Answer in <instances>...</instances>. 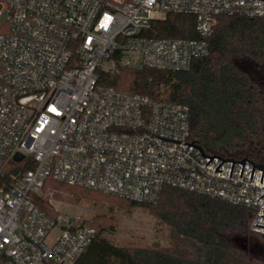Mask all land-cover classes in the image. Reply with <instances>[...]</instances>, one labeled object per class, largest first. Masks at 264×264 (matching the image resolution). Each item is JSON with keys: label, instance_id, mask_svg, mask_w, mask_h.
Returning <instances> with one entry per match:
<instances>
[{"label": "built area", "instance_id": "1", "mask_svg": "<svg viewBox=\"0 0 264 264\" xmlns=\"http://www.w3.org/2000/svg\"><path fill=\"white\" fill-rule=\"evenodd\" d=\"M0 7L8 14L0 31V264H76L96 238L88 220L40 204L49 179L145 203H156L167 185L210 195L248 208L249 230L264 237L263 170L255 166L251 179L248 160L221 164L214 155L263 163L193 142L187 104L102 81L121 65L187 70L210 54L220 16L264 19V0H0ZM169 13L193 15L200 37L149 34ZM184 142L214 157L208 163Z\"/></svg>", "mask_w": 264, "mask_h": 264}, {"label": "trees", "instance_id": "2", "mask_svg": "<svg viewBox=\"0 0 264 264\" xmlns=\"http://www.w3.org/2000/svg\"><path fill=\"white\" fill-rule=\"evenodd\" d=\"M149 34L159 37H200L195 17L180 13H169L165 18L153 21ZM209 40L210 54L196 59L187 70L121 65L118 73H105L102 81L121 90L187 104L191 111L193 141L209 151L234 146L236 139L246 140L257 126V119L254 96L240 78L233 58L244 53L264 51V19L220 16L216 31ZM50 181L58 182L49 179L46 184ZM117 197L135 205L150 207L160 223L168 227V245H116L103 237L102 228L92 223L97 228L96 238L79 256L76 264L263 262L220 235L221 230L237 223H245L249 228L250 213L244 206L171 185L163 188L156 203Z\"/></svg>", "mask_w": 264, "mask_h": 264}, {"label": "rangeland", "instance_id": "3", "mask_svg": "<svg viewBox=\"0 0 264 264\" xmlns=\"http://www.w3.org/2000/svg\"><path fill=\"white\" fill-rule=\"evenodd\" d=\"M1 10V7H0ZM8 14L0 15V31L5 28ZM236 139L235 145L222 147L216 151L230 153H248L243 142ZM40 204L50 212L60 211L82 219L103 229V237L116 245L128 247H155L168 245V227L160 223L153 210L144 205H135L114 195H107L84 189L80 186H69L61 182H48L38 198ZM221 236L232 244H239V239L246 235L254 236L264 242V237L252 233L245 223H237L221 230ZM259 264H264L263 262Z\"/></svg>", "mask_w": 264, "mask_h": 264}, {"label": "flooded vegetation", "instance_id": "4", "mask_svg": "<svg viewBox=\"0 0 264 264\" xmlns=\"http://www.w3.org/2000/svg\"><path fill=\"white\" fill-rule=\"evenodd\" d=\"M233 64L253 94L256 106L257 126L250 132L252 136L248 141L242 144L248 152L244 155L264 164V51L234 57ZM238 243L236 246L251 256L264 260V242L261 239L246 235L245 239H239Z\"/></svg>", "mask_w": 264, "mask_h": 264}, {"label": "water", "instance_id": "5", "mask_svg": "<svg viewBox=\"0 0 264 264\" xmlns=\"http://www.w3.org/2000/svg\"><path fill=\"white\" fill-rule=\"evenodd\" d=\"M165 138H166V137H165ZM168 139H170V138H168ZM171 140H174V139H171ZM175 141H178V140H175ZM178 142H182V141H178ZM193 142H194V141H193ZM193 142H192V143L184 142V143L191 144V145H193V146L198 147L199 149H201V147H199L198 145L194 144ZM201 151L203 152V156L211 157L210 160L208 161V163L212 160V158H213L214 156L224 159V160L221 162V164H222L224 161H234V163L237 162V161H239V162L244 163V165H245V160H248L249 162H251L252 164H254L251 179H252V177H253V173H254L255 166H257V167H259V168H261V169L263 170L262 179H261V181L263 182V178H264V166H263V164L256 165L254 161H252V160H250V159H248V158H243L242 160H235L234 158H227V159H225V158H223V157H221V156H217V155L210 156V155H206L202 149H201ZM20 159H22V157H21L20 155H17V156H16V160H20ZM208 163H207V164H208ZM234 163H233V168H234ZM221 164H220V165H221ZM220 165H219V166H220ZM244 165H243V169H242L241 176H242V174H243ZM219 166H218V167H219ZM218 167L216 168V170L222 172V170H221V169H218ZM233 168H232V172H233ZM232 172H231V176H232ZM263 196H264V195H262L261 197H263ZM261 197H260V198H261ZM260 198H259L258 200H260ZM262 216H264V215L262 214ZM257 226L264 227V225H260V224H257Z\"/></svg>", "mask_w": 264, "mask_h": 264}]
</instances>
